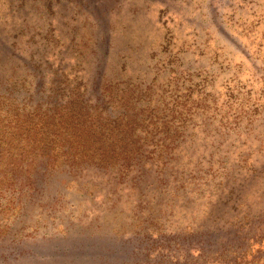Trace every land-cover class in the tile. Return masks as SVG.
I'll list each match as a JSON object with an SVG mask.
<instances>
[{
	"label": "rangeland",
	"instance_id": "1",
	"mask_svg": "<svg viewBox=\"0 0 264 264\" xmlns=\"http://www.w3.org/2000/svg\"><path fill=\"white\" fill-rule=\"evenodd\" d=\"M0 264H264V0H0Z\"/></svg>",
	"mask_w": 264,
	"mask_h": 264
}]
</instances>
